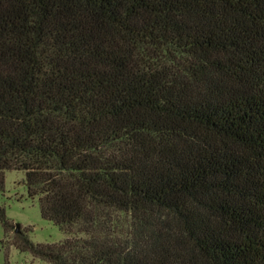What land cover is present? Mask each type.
<instances>
[{
	"label": "trees",
	"instance_id": "trees-1",
	"mask_svg": "<svg viewBox=\"0 0 264 264\" xmlns=\"http://www.w3.org/2000/svg\"><path fill=\"white\" fill-rule=\"evenodd\" d=\"M50 264H264V0H0V191Z\"/></svg>",
	"mask_w": 264,
	"mask_h": 264
},
{
	"label": "rangeland",
	"instance_id": "rangeland-1",
	"mask_svg": "<svg viewBox=\"0 0 264 264\" xmlns=\"http://www.w3.org/2000/svg\"><path fill=\"white\" fill-rule=\"evenodd\" d=\"M24 180V171L5 172V188L0 191V205L13 222L8 238L16 233V225L19 223L20 231L27 232L34 242L62 241L67 235L58 225L42 216L39 198L28 195ZM8 238L0 221V264H50L29 251H21Z\"/></svg>",
	"mask_w": 264,
	"mask_h": 264
},
{
	"label": "water",
	"instance_id": "water-1",
	"mask_svg": "<svg viewBox=\"0 0 264 264\" xmlns=\"http://www.w3.org/2000/svg\"><path fill=\"white\" fill-rule=\"evenodd\" d=\"M16 226H17L16 231L19 232V231H20V226H21V225L18 223Z\"/></svg>",
	"mask_w": 264,
	"mask_h": 264
}]
</instances>
